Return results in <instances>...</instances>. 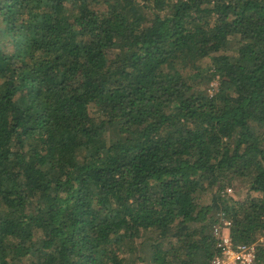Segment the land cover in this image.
Here are the masks:
<instances>
[{
  "label": "trees",
  "instance_id": "16d2710c",
  "mask_svg": "<svg viewBox=\"0 0 264 264\" xmlns=\"http://www.w3.org/2000/svg\"><path fill=\"white\" fill-rule=\"evenodd\" d=\"M225 219L264 264V0H0V264H212Z\"/></svg>",
  "mask_w": 264,
  "mask_h": 264
},
{
  "label": "built area",
  "instance_id": "2783aa9c",
  "mask_svg": "<svg viewBox=\"0 0 264 264\" xmlns=\"http://www.w3.org/2000/svg\"><path fill=\"white\" fill-rule=\"evenodd\" d=\"M215 84L217 85V82ZM214 233L219 237L221 253L213 259L212 264H251L253 262L256 246L254 244L235 245L230 235L228 219L224 220L223 226L221 223L215 225Z\"/></svg>",
  "mask_w": 264,
  "mask_h": 264
},
{
  "label": "rangeland",
  "instance_id": "374dc122",
  "mask_svg": "<svg viewBox=\"0 0 264 264\" xmlns=\"http://www.w3.org/2000/svg\"><path fill=\"white\" fill-rule=\"evenodd\" d=\"M214 85L216 86V84L214 83Z\"/></svg>",
  "mask_w": 264,
  "mask_h": 264
}]
</instances>
